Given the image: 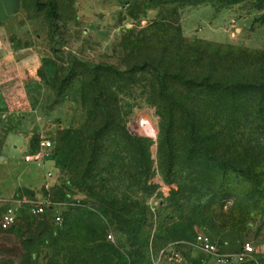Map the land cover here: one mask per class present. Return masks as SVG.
Segmentation results:
<instances>
[{
  "label": "rangeland",
  "instance_id": "obj_1",
  "mask_svg": "<svg viewBox=\"0 0 264 264\" xmlns=\"http://www.w3.org/2000/svg\"><path fill=\"white\" fill-rule=\"evenodd\" d=\"M18 13L0 17L1 184L45 181L48 164L23 160L42 137L56 169L52 188L30 185L47 212L17 199L0 226V264H150L152 234L183 256L164 264H220L200 233L232 256L249 242L237 264H264V0H19Z\"/></svg>",
  "mask_w": 264,
  "mask_h": 264
},
{
  "label": "built area",
  "instance_id": "obj_2",
  "mask_svg": "<svg viewBox=\"0 0 264 264\" xmlns=\"http://www.w3.org/2000/svg\"><path fill=\"white\" fill-rule=\"evenodd\" d=\"M52 147V142L46 137L40 139L38 144V150L35 153H25L23 160L25 162H33L39 161L41 162L46 156H48L45 150H48ZM50 176V175H49ZM45 186L48 187V184L45 183ZM19 203H21V207H28L31 213L37 215H43L47 212V204L46 203H36V202H26L24 203L22 200L18 199ZM15 207L10 206L6 212L2 215L0 220V226L3 229H7L12 226L16 221L15 215ZM53 222L57 225L62 223V218L59 215L53 217ZM111 238V236H109ZM154 234L151 235L148 246V257L150 264H164L167 263H178L183 259V256L178 252L173 244L170 241H167L163 244H160L157 248H155L154 244ZM195 243L197 247L211 255H217L218 261L220 264H237L245 262L248 257L253 253V247L251 243L245 242L243 245L242 251L237 255H228L224 252H220L217 248V245L214 241L211 240L207 235L200 233L195 236Z\"/></svg>",
  "mask_w": 264,
  "mask_h": 264
},
{
  "label": "crops",
  "instance_id": "obj_3",
  "mask_svg": "<svg viewBox=\"0 0 264 264\" xmlns=\"http://www.w3.org/2000/svg\"><path fill=\"white\" fill-rule=\"evenodd\" d=\"M13 9L12 13H9L7 11V9ZM18 9H19V0H0V12L3 13L1 17V20H8L9 19H13L16 16L19 15L18 13ZM11 17V18H10ZM6 21V22H8ZM4 23V22H3ZM1 89V88H0ZM2 99V92L0 90V100ZM1 114V113H0ZM1 117V116H0ZM13 122H10V120L8 121H3L1 123V127L6 126L8 132L14 130L15 127H18L17 125H19L18 122H16V124L14 126H12ZM1 136V141H0V145L9 142L10 140H12L13 135H9V134H5L4 133L0 134ZM41 138V137H40ZM43 138V137H42ZM47 138V137H46ZM39 143V141H38ZM24 147L22 148V151L26 152L28 151L30 148L29 146H26L25 144L23 145ZM32 153L37 152L38 150V145L36 146V148L31 149ZM31 153V154H32ZM2 154V151L0 149V156ZM47 157V158H46ZM41 162L45 165L48 164V169L47 171H45V175H46V179L45 181L42 183V176L44 178V174L41 173L42 176H40L39 174L35 176L32 175V172L29 173L26 177H22L21 182L18 181L19 178L13 179L12 180V184H1L2 181H4L6 179V175L5 172H3V169H6V167L12 166L10 164H7L5 162V158H0V200H7V201H11L10 206L16 207L17 203L16 200L20 199L22 200L24 203L26 202H33L35 200V202H40V203H46L45 200H41L40 198H37L38 195H40V193H38L36 191V189H39V191H44L45 189H50L52 188V184L54 183V173L53 170L56 169L55 168V161L52 158H49L48 156H46ZM50 175V176H49ZM37 181V186L38 188H36V186H30L31 183L36 182ZM45 183L48 184V187L45 186ZM36 188V189H35ZM42 189V190H41ZM42 194V193H41ZM44 194V193H43Z\"/></svg>",
  "mask_w": 264,
  "mask_h": 264
},
{
  "label": "trees",
  "instance_id": "obj_4",
  "mask_svg": "<svg viewBox=\"0 0 264 264\" xmlns=\"http://www.w3.org/2000/svg\"><path fill=\"white\" fill-rule=\"evenodd\" d=\"M148 1H150V2H154V0H148ZM159 83H160V81L159 82H157V84L159 85ZM164 84L163 83H160V88L162 89V91H163V88H164ZM168 98V100L169 99H171V96H168L167 97ZM172 101H173V99H171ZM172 101H170V103L172 102ZM102 102H101V100H100V96H98L97 97V99H95L94 100V106L95 105H97L96 107H102V104H101ZM109 114L110 113H105V116L107 117V116H109ZM86 145L84 144L83 145V149L84 150H86V147H85ZM149 167V166H148ZM146 168V170H145V173L146 174H149L150 173V169L149 168ZM87 175V174H86ZM86 175H84V176H86ZM147 178H148V176H147ZM89 181V176H88V178H85V177H80V182H85L84 184L88 187L87 189H89V191H90V193L94 196V197H96L97 199H99L100 201H102L103 203H104V196L102 195V193H100V192H98V191H96L97 189V187H95V186H93V185H89L87 182ZM111 202H113V201H111ZM111 202H106L105 201V203L107 204V206H108V209H109V206H112L111 204ZM113 209V208H112ZM115 211H116V209H114ZM111 210L109 209V210H106V211H104L106 214H108L109 212H110ZM119 219H121V217H119ZM147 243H149V241H147ZM147 250H148V247L146 248ZM148 259H149V257H148Z\"/></svg>",
  "mask_w": 264,
  "mask_h": 264
}]
</instances>
